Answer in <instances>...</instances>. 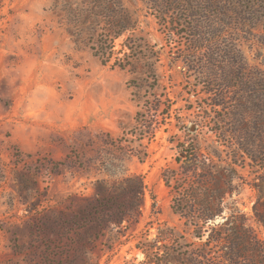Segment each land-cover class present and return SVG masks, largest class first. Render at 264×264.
<instances>
[{
    "label": "rangeland",
    "instance_id": "rangeland-1",
    "mask_svg": "<svg viewBox=\"0 0 264 264\" xmlns=\"http://www.w3.org/2000/svg\"><path fill=\"white\" fill-rule=\"evenodd\" d=\"M223 91L229 111L213 106ZM263 126L264 0H0V264H65L99 190L133 176L146 187L140 221L98 232L78 264L204 251L208 232L173 204L191 211L180 193L206 176L230 189L207 228L243 225L264 251ZM244 246L236 264L253 260Z\"/></svg>",
    "mask_w": 264,
    "mask_h": 264
},
{
    "label": "trees",
    "instance_id": "trees-1",
    "mask_svg": "<svg viewBox=\"0 0 264 264\" xmlns=\"http://www.w3.org/2000/svg\"><path fill=\"white\" fill-rule=\"evenodd\" d=\"M128 29H125V32ZM207 41L200 40L197 45H195L193 51L200 52L206 46ZM92 50L95 54L99 53L98 47H92ZM214 51L208 50L207 60L208 62H213ZM100 56V55H99ZM105 57V56H104ZM105 64L106 61L103 60ZM208 76V75H205ZM212 82V87L214 88L218 82H221L220 78L216 73L209 75ZM207 78V77H206ZM208 79V78H207ZM225 87V86H224ZM223 87V89H224ZM228 89H231L229 86ZM216 93V90L208 91L209 94ZM244 93H241V95ZM248 94V93H247ZM217 100L214 101L213 106L215 108L219 107L222 110H228L227 100L228 96L226 92H222L221 95L215 96ZM233 112V111H232ZM230 114V121H232V128L235 126L237 129L241 127V121L239 120L240 116L238 114ZM219 123H223V120L220 119ZM234 122V123H233ZM256 130V129H255ZM259 137V143H261L260 149L256 152V159L260 158V155L264 156V126L263 128L257 129ZM240 134V132H238ZM249 141L256 140L254 134L248 135ZM244 141V137L240 139ZM253 147L259 148L257 141L253 142ZM257 151V150H256ZM188 151L186 154L188 155ZM192 156V155H190ZM198 162V158L195 160ZM203 166V165H202ZM204 166H206L204 164ZM203 169L204 172L207 171V167H199ZM196 173V171H195ZM197 176L200 177V174L197 173ZM210 177L206 176L203 178V181L198 186L191 185L187 189H183L180 193V196L183 198V201L188 205L190 204V210L185 211L180 209L179 206L176 207V199L173 204V209L177 214H180L182 218L190 219V213L194 214L195 226L198 230H201V235L197 236L202 239L204 237L202 232H208V237L206 241L202 244L203 249L198 253L194 252L189 257L184 259L177 255L176 261H172L173 256L169 259H161L159 255L160 248L154 249L142 248L143 253L146 256V261L143 264H213L211 263L212 257L209 256V251L221 247L223 250V260L218 261L215 264H236L241 260H246L247 256L246 251L252 256L251 264H264V251L261 248L259 241L256 236L253 235L250 231L245 230L243 225H238L234 227L231 231H227L223 226L214 225L207 228V225L213 223L217 217H221L224 213L223 201L226 197L227 192H230L229 188H221L219 186H209L205 182L209 181ZM145 184L144 180L140 176H133L126 179L120 186H117L111 193L99 190V199L96 201L95 206L92 208L91 212L88 213L90 218L88 228L84 229L83 233L78 235L77 242L80 247L77 248L74 255L71 252L66 254L61 253L63 261L65 264H78V260L82 257V254L92 248L93 239H98V232L105 231L110 228L112 225L121 226L126 220L137 219L138 222L142 217V208L145 201ZM256 211V209H255ZM259 221L264 225V214L258 213L256 211ZM189 216V218H188ZM89 238V241H87ZM164 241H167L165 239ZM113 245L116 244L115 238L112 239ZM114 248V247H113ZM209 248V251H208ZM207 249V250H206ZM159 250V251H156ZM249 260V259H248ZM177 262V263H176Z\"/></svg>",
    "mask_w": 264,
    "mask_h": 264
}]
</instances>
